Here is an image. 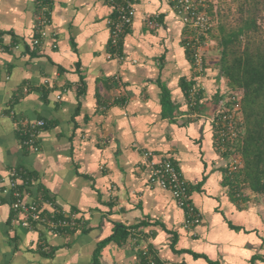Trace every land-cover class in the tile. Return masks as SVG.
Segmentation results:
<instances>
[{
    "label": "crops",
    "instance_id": "1",
    "mask_svg": "<svg viewBox=\"0 0 264 264\" xmlns=\"http://www.w3.org/2000/svg\"><path fill=\"white\" fill-rule=\"evenodd\" d=\"M40 1L0 0V264H138L144 248L169 264H264L262 199L233 198L223 184L218 62L206 57L196 77L176 0H130L120 61L110 54L106 0ZM192 80L202 94L195 113L184 91ZM37 121L44 126L26 146ZM144 152L174 165L199 225L186 229L171 195L149 184ZM14 170L30 176L18 182L25 203L73 215L77 230L23 227ZM123 228L127 238L115 240Z\"/></svg>",
    "mask_w": 264,
    "mask_h": 264
},
{
    "label": "trees",
    "instance_id": "2",
    "mask_svg": "<svg viewBox=\"0 0 264 264\" xmlns=\"http://www.w3.org/2000/svg\"><path fill=\"white\" fill-rule=\"evenodd\" d=\"M48 2L41 0L39 4L45 6ZM194 5L209 20L210 29L205 36L210 37L218 54V76L225 90L222 109L230 111L236 104L230 97L239 99L237 135L233 143L225 140L224 151L219 149L230 161L224 170L223 184L233 198L247 193L243 197L254 195L264 204V0H195ZM185 49L192 65L190 51L186 46ZM205 62L206 56L204 68ZM194 84L192 80L184 85L186 100ZM201 98L202 94L190 107L191 113L197 111ZM213 128L216 138L217 129L214 125ZM27 136L28 132L22 140ZM22 176L23 181L25 176L30 177L23 171ZM22 189V185L17 186L21 194ZM56 217L62 218L59 214ZM77 228L64 229L62 233H73ZM128 233L125 228L119 229L114 239H126Z\"/></svg>",
    "mask_w": 264,
    "mask_h": 264
},
{
    "label": "built area",
    "instance_id": "3",
    "mask_svg": "<svg viewBox=\"0 0 264 264\" xmlns=\"http://www.w3.org/2000/svg\"><path fill=\"white\" fill-rule=\"evenodd\" d=\"M106 2L112 7L114 18L109 23V46L111 56L120 61L122 55L120 53V42L126 29L132 24L135 14L133 5L130 0H106ZM195 0H176L175 10L182 16V20L187 28L190 29L193 34L191 39L186 41L185 46L190 51L192 59V68L197 78L203 76L204 68V56L199 53V49L203 48L204 37L206 32L210 29L209 20L205 13L198 11L194 5ZM40 23L45 25V19L40 17ZM45 33L41 32V37ZM206 38V36L204 37ZM34 45H38V39L33 40ZM192 86L187 97V104L189 107L194 106L197 97L201 94V89L196 85ZM227 96V95H226ZM228 99V96H227ZM234 102L233 108L230 111H224L222 108L218 110L217 116L213 120L214 127H216L217 148L220 151H224V143L227 139L230 143H233L239 124V105L238 97L232 96L229 99ZM44 122L37 121L28 128V138L24 141L26 146H34L36 136L38 134V128H43ZM144 163L149 169L150 177L149 184L151 186L158 187L159 189L168 192L175 204L184 212V227L186 229H192L199 225L200 215L190 202L189 189L182 180L180 173L176 170L174 165L168 160L155 161L153 155L150 152L143 153ZM22 171L14 170L10 172V188L14 202L12 208L14 212L20 216L21 224L23 227L30 229L34 225H43L52 233H62L64 229H70L77 227V219L72 216H63L58 219V211L52 208V212L45 214L42 210L41 201H31L25 203L23 201V195L17 190L18 182L22 180ZM138 264H169L164 263L156 259L148 249H142L141 259Z\"/></svg>",
    "mask_w": 264,
    "mask_h": 264
},
{
    "label": "rangeland",
    "instance_id": "4",
    "mask_svg": "<svg viewBox=\"0 0 264 264\" xmlns=\"http://www.w3.org/2000/svg\"><path fill=\"white\" fill-rule=\"evenodd\" d=\"M212 1H216V0H212ZM174 10H175V7H174ZM177 12V11H176ZM203 12V11H201ZM205 13V12H203ZM206 14V13H205ZM180 18L182 19V16H180ZM183 22V20H182ZM184 23V22H183ZM186 41H188V39H191L193 36V34L191 33L190 29L186 27ZM199 53L203 56H206V57H209V55H214V58L213 60L217 61L218 62V54L217 52L215 51L214 49V44L212 43L210 37H206L204 39V44H203V48H200L199 49ZM216 57V58H215ZM212 58V57H211ZM230 162V161H229Z\"/></svg>",
    "mask_w": 264,
    "mask_h": 264
}]
</instances>
